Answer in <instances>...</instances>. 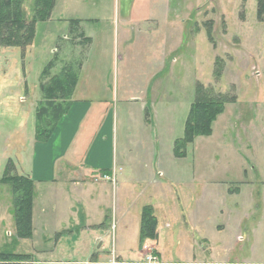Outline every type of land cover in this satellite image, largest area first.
<instances>
[{"label": "rangeland", "instance_id": "rangeland-1", "mask_svg": "<svg viewBox=\"0 0 264 264\" xmlns=\"http://www.w3.org/2000/svg\"><path fill=\"white\" fill-rule=\"evenodd\" d=\"M123 4L59 0L51 18L37 23L30 47L0 49V179L9 160L25 162L27 170L19 174L31 171L41 74L54 61L51 75L71 66L85 74L90 96L109 101L119 186L114 194L106 181L102 229L82 223L45 236L33 227L31 238L18 239L12 191L0 184V252L48 264L93 256L142 264L154 252L150 245L140 248L138 219L144 205H153L160 233L155 246L165 261L264 264V23L257 18V0L138 1L134 23L121 20ZM33 9L34 0H24L28 20ZM137 14L145 19L137 22ZM79 18L81 28L64 22ZM197 83L233 102L209 136L197 137L177 156ZM135 95H148L142 114L141 103L132 102ZM96 163L113 169L108 153ZM133 168H152L153 175L133 186L139 181Z\"/></svg>", "mask_w": 264, "mask_h": 264}, {"label": "crops", "instance_id": "crops-1", "mask_svg": "<svg viewBox=\"0 0 264 264\" xmlns=\"http://www.w3.org/2000/svg\"><path fill=\"white\" fill-rule=\"evenodd\" d=\"M138 1L147 2L149 0H124V4L119 8V15L123 22H136ZM57 3L52 14L57 9ZM144 8L148 9L147 7ZM146 13H148V10ZM138 16L142 19L137 20V22L145 19L143 14ZM146 18L149 19V21L152 19L150 16ZM91 20L92 19H88V21ZM68 21H79V28L82 27L81 24L84 22V20L80 18L78 20H64L65 23ZM74 26H76V24H74ZM79 28L77 29L75 27L74 31L79 30ZM79 33L81 34V32ZM83 35L85 37V34ZM78 77V83L72 96L70 109L56 125L49 141L45 144L36 143V141H34L35 153L31 171H28L29 173H25V175L19 174V169H21L22 172H26L27 167L24 161L19 160V164L15 163L17 168L16 173L18 175L29 176L35 182L33 227L34 229L35 227L40 228L42 230V235L45 233V236L48 234L50 235V233L55 235L60 229H62V231H67L68 229L80 228L82 223L83 228L88 230H94V228L102 229L106 219L104 215V200L107 194V186L112 184L114 194L119 188L117 172L115 170L118 164L115 158V150L117 154V149L114 142L116 137L115 114H113L109 108H106L108 107L107 105H109L106 96H90L91 88L86 85L87 81L85 79V74L82 73V75ZM162 89L163 88L160 87V91H162ZM92 90L96 92L97 89L93 87ZM98 92L101 91L99 90ZM148 92H152L151 88L148 89ZM155 94H158L157 88L154 89V95ZM132 98V102L141 103V114L142 112L144 113L145 109H147L148 95L146 97L135 95V97ZM157 102L158 96L154 101V108H157ZM150 103L151 102H149V104ZM140 118L144 120V117L141 116ZM143 120L140 121V125L143 123L145 124ZM150 120L151 118L149 122ZM144 131H146V129H144ZM106 147L107 149H105ZM107 153L112 158V164L110 163L113 168L112 170L108 169V167H104L106 165H102V163H96L99 158L102 157L104 159ZM101 168L102 170H99ZM71 173H77V177H73ZM79 173L80 175H78ZM132 173L139 176V181L132 182L133 186L144 184V182H146L145 179L153 175L152 168H142L140 170L133 168ZM103 175H107L110 180H98V178ZM146 175H148V177H146ZM159 176H163V173H160ZM106 181L111 183L107 185L108 182ZM96 183L101 184H98V187H94ZM158 184L161 186L160 183ZM40 189L42 191H40ZM43 190H47V197V193H44ZM146 206L153 208L155 216L154 206L144 205L142 210ZM35 208H37L38 214L34 213ZM157 222L158 239L156 241L149 240L145 242L144 247L147 249L150 245V250H152L154 252L153 254L158 258V264H233L232 262L218 263L216 260H211V258H209L210 260L208 261H198L197 258L194 260L188 259L182 261L176 258L177 261H165L163 254H161L155 246L158 245L160 238L158 219ZM138 224V231L140 233V218L138 219ZM207 244L205 246L203 245L204 249L207 248ZM209 248L210 247H208V257L211 256L212 252ZM120 263L137 264L125 261L117 256L112 258L93 256L91 259L72 261L69 264ZM33 264H48V262L36 261Z\"/></svg>", "mask_w": 264, "mask_h": 264}, {"label": "trees", "instance_id": "trees-1", "mask_svg": "<svg viewBox=\"0 0 264 264\" xmlns=\"http://www.w3.org/2000/svg\"><path fill=\"white\" fill-rule=\"evenodd\" d=\"M57 0H34L33 17L28 20L24 11V0H0V49L30 47L36 36V25L51 18ZM257 18L264 23V0H257ZM79 25V21H70ZM209 37L212 33L209 32ZM89 41V38H85ZM212 40V39H211ZM54 61L47 64L41 74L40 91L42 101L36 110L35 141L45 144L51 138L58 122L65 116L72 104V96L78 83V74L73 67H65L61 72L51 75ZM79 70V69H78ZM218 77L219 70L215 71ZM235 100V99H234ZM233 98L214 94L204 85L197 83L194 102L185 122L184 136L176 141L175 154L185 149L200 136L212 133V124L225 111V106ZM0 184L8 185L13 195V211L18 239H28L33 233V205L35 182L29 176L16 173L15 164L9 160L5 166ZM157 219L153 208H143L140 218V248L146 241H156ZM30 256L0 252V264H33ZM123 264V263H120Z\"/></svg>", "mask_w": 264, "mask_h": 264}, {"label": "built area", "instance_id": "built-area-1", "mask_svg": "<svg viewBox=\"0 0 264 264\" xmlns=\"http://www.w3.org/2000/svg\"><path fill=\"white\" fill-rule=\"evenodd\" d=\"M98 180H110V178L107 175H103L98 178ZM142 264H158V258L153 254L147 255L145 256V261Z\"/></svg>", "mask_w": 264, "mask_h": 264}]
</instances>
